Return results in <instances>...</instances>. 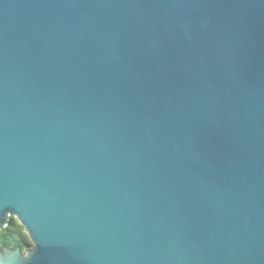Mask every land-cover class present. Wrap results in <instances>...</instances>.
I'll return each mask as SVG.
<instances>
[{
  "label": "water",
  "instance_id": "obj_1",
  "mask_svg": "<svg viewBox=\"0 0 264 264\" xmlns=\"http://www.w3.org/2000/svg\"><path fill=\"white\" fill-rule=\"evenodd\" d=\"M0 264H264V0H0Z\"/></svg>",
  "mask_w": 264,
  "mask_h": 264
},
{
  "label": "trees",
  "instance_id": "obj_2",
  "mask_svg": "<svg viewBox=\"0 0 264 264\" xmlns=\"http://www.w3.org/2000/svg\"><path fill=\"white\" fill-rule=\"evenodd\" d=\"M7 247L10 249H20L24 254L28 247L27 234L22 225L15 223L10 218L8 225L0 230V249Z\"/></svg>",
  "mask_w": 264,
  "mask_h": 264
},
{
  "label": "rangeland",
  "instance_id": "obj_3",
  "mask_svg": "<svg viewBox=\"0 0 264 264\" xmlns=\"http://www.w3.org/2000/svg\"><path fill=\"white\" fill-rule=\"evenodd\" d=\"M10 219H11L12 221H14L15 223L20 224L19 220H18L16 217L11 216ZM20 225H21V224H20ZM23 228H24V227H23ZM24 232L27 234L25 228H24ZM27 242H28V247L26 248V252H27L29 249H31V248H32V245H33V243H32V241H31V239H30V237H29L28 234H27Z\"/></svg>",
  "mask_w": 264,
  "mask_h": 264
}]
</instances>
